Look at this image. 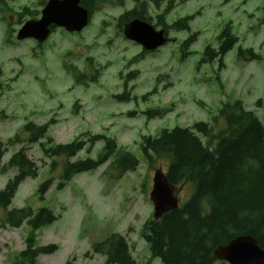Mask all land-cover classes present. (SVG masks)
I'll list each match as a JSON object with an SVG mask.
<instances>
[{
	"label": "rangeland",
	"instance_id": "374dc122",
	"mask_svg": "<svg viewBox=\"0 0 264 264\" xmlns=\"http://www.w3.org/2000/svg\"><path fill=\"white\" fill-rule=\"evenodd\" d=\"M3 1L0 114L5 117L0 118V147L7 148L3 162L20 149L7 147V141L24 124L47 122H51L48 136L54 144L69 143L82 134H98L115 139L139 161L135 171L118 180L105 175L106 163L76 175L57 190L59 166L47 173L49 160L37 145H26L28 156L38 166V176L18 187L9 209L45 207L58 215L56 222L35 232L38 246L58 247L50 255L37 257L36 264H104V256L93 254L91 248L111 234L124 236L137 263L161 264L150 256L141 230L152 215L149 193L154 172L159 168L165 171L167 163L157 160L147 164L140 137L155 136L161 129L191 128L196 122L211 124L224 104L236 100L264 125V0H163L159 9H169L166 22L193 16L189 26L198 32L197 38L187 55L180 49L187 32H170L173 41L141 58L139 46L116 34L118 16L133 8V0H109L81 33L57 29L39 48L30 40L17 42L13 31L32 17L39 18L41 4L47 0ZM25 9L34 15H27ZM150 15L154 17V11L150 10ZM226 24L231 25L238 41L225 55L224 67L220 69L217 60L201 62L203 49L216 46L215 38ZM239 47L252 49L260 59L238 62ZM66 67L84 74L85 83L76 84ZM92 76L96 77L94 83L89 81ZM125 87L133 99L119 102L115 96ZM148 110L161 113L147 119L144 113ZM102 147L103 142H98L90 157L95 158ZM84 157L85 151L78 154V158ZM14 175V170L0 172V190ZM47 176L52 177L53 185L41 200L36 190ZM189 194L190 188L184 186L178 195L179 205ZM3 214L0 210V219ZM28 233L25 223L0 229V264H14L15 256L25 249Z\"/></svg>",
	"mask_w": 264,
	"mask_h": 264
},
{
	"label": "trees",
	"instance_id": "16d2710c",
	"mask_svg": "<svg viewBox=\"0 0 264 264\" xmlns=\"http://www.w3.org/2000/svg\"><path fill=\"white\" fill-rule=\"evenodd\" d=\"M108 1L81 0L80 6L92 15ZM162 1L133 0V8L118 16L116 34L122 36L123 26L134 19L163 30L165 37L170 32L175 35L187 32V38L180 42V49L188 55L189 47L198 35L189 26L194 17L187 16L168 24L169 9H159ZM4 8L5 3L0 0V11ZM150 10L154 11V17ZM25 11L31 17L34 15ZM231 29L230 24L221 29L215 38L216 46L208 45L203 49L201 62L217 60L218 67H224L225 55L238 41ZM51 31L55 28L51 27ZM146 54L143 51L139 57ZM236 59L247 63L260 57L250 48L239 47ZM66 69L76 84L85 83L84 74L74 68ZM89 81L96 82V77L92 76ZM115 99L130 102L133 98L125 87ZM160 113V110H148L144 114L147 119H152ZM135 114L131 113V116ZM1 117H5L3 112ZM50 124H24L19 133L7 141V147L20 146V149L5 163L7 148L0 147V172L15 171L0 190V210L4 212L0 229L19 228L24 223L29 227L25 249L15 256L14 264H36L37 257L50 255L58 249L53 244L38 246L35 240V232L56 222L58 215L45 207L9 209L18 187L26 179L38 176V166L28 156L26 145H37L41 155L49 160L52 172L47 170V173H53L59 166L57 190H62L76 175L95 171L106 163L105 175L110 174L115 180L135 171L139 165L133 154L118 145L115 139L103 135L82 134L69 143L54 144L48 136ZM23 135L27 138H22ZM100 141L103 147L95 158L90 157ZM139 146L147 164L166 161L165 175L170 184L188 186L191 190L187 201L177 209L164 214L157 222L146 220L142 225L141 237L153 258L161 264H213V251L241 235L254 236L264 250V125L253 112L245 110L240 101L224 104L212 117L211 124L196 122L191 128L161 129L155 136H141ZM83 151L86 157L78 158ZM52 185V177L47 176L36 190L39 199H43ZM91 250L93 254L103 255L105 264H139L133 260L127 242L119 234L109 235L94 244Z\"/></svg>",
	"mask_w": 264,
	"mask_h": 264
},
{
	"label": "water",
	"instance_id": "95a60500",
	"mask_svg": "<svg viewBox=\"0 0 264 264\" xmlns=\"http://www.w3.org/2000/svg\"><path fill=\"white\" fill-rule=\"evenodd\" d=\"M81 0H48L38 20L26 21L17 31L16 40L33 39L43 43L51 27L62 28L68 33H79L89 21V13L80 6ZM123 36L144 51L151 52L167 42L163 30H156L150 24L134 19L123 26ZM181 187L171 185L166 175L158 169L152 179L149 199L153 206V221L157 222L169 211L178 207V193ZM211 261L227 264H264V250L252 235H241L226 245L217 247Z\"/></svg>",
	"mask_w": 264,
	"mask_h": 264
}]
</instances>
